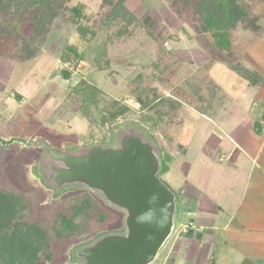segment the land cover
Listing matches in <instances>:
<instances>
[{"label": "rangeland", "instance_id": "obj_1", "mask_svg": "<svg viewBox=\"0 0 264 264\" xmlns=\"http://www.w3.org/2000/svg\"><path fill=\"white\" fill-rule=\"evenodd\" d=\"M108 1L106 5L103 0H72L70 4L84 3L89 23L98 29L104 27L103 15L114 3ZM195 2L126 0L138 18L135 25L129 24L128 31L132 32L125 35L126 41L115 37L118 26L100 32L94 40L96 44L105 42L108 48L97 62L96 44L91 46L81 39L77 25L62 17L54 20L45 42L31 57L15 45L16 40L0 39V139L17 137L23 130H38L44 131L41 135L54 146L55 139L60 140L59 144L73 140L72 147H78L66 149L73 151L91 143H104L118 129L135 127L156 140L164 170L160 177L176 192L180 210L176 229L151 264H172L180 252L195 264H231L234 251L223 257L228 249H220L218 231L198 230L196 212L183 211L189 203L182 190L195 194L196 189L201 192L207 188L215 194L229 191L224 176L214 177L210 168L209 158L218 159L216 144L224 139L219 129L229 132L245 127L249 117H255V108L262 100L259 97L264 93V0L242 1L248 7L247 23L240 21L232 28L227 49H212V44L200 40L206 36L209 41L211 37L197 15ZM250 24L257 29H247ZM71 43L79 45V51L84 50L85 61L70 79H65L61 70L74 66L72 59H65ZM155 64L165 65L167 77H154ZM101 66L107 68L99 70ZM172 66L177 69L170 70ZM138 75L143 76V81L137 82L144 84L149 103L146 100L142 104L134 90ZM15 94H20L22 100ZM48 135L56 137L50 139ZM17 142L5 144L0 140V190L22 196L26 222L47 232L54 253L48 264H78L72 256L75 248L101 234L122 230L123 214L108 207L95 193L77 186L68 188V192H52L51 183L41 177V169L28 171L29 161L27 156H19ZM203 163L209 169L201 172L199 166ZM88 192L108 209L109 219L88 222V228L85 223L86 231L79 237L54 239L48 226L59 205ZM191 217L197 229L189 239L190 234L182 231ZM202 232L217 241L200 237ZM42 257H35L39 264H43Z\"/></svg>", "mask_w": 264, "mask_h": 264}, {"label": "trees", "instance_id": "obj_2", "mask_svg": "<svg viewBox=\"0 0 264 264\" xmlns=\"http://www.w3.org/2000/svg\"><path fill=\"white\" fill-rule=\"evenodd\" d=\"M72 0H0V39L5 41L16 40L15 45H20L24 50L25 56H33L37 53L47 35L50 33L54 20L62 17L65 21H71L77 25V32L81 39L88 44H96L95 38L106 28L117 27L116 36L118 41L128 40L125 35L129 24L137 21V16L125 4L126 0H114L109 11H105L102 22L104 27L94 29L90 24V16L87 15L86 6L82 2L71 5ZM190 0H187V2ZM243 1V0H242ZM241 0H197L195 10L201 16L203 25L209 32L207 37H200V40L209 45L212 49L229 48L231 45V31L238 22L247 23V4ZM108 0H103V4H108ZM107 8L106 6L104 7ZM103 8V9H104ZM102 15V13H101ZM102 17V16H101ZM135 25V24H134ZM246 26V25H245ZM247 29H257L254 24L246 26ZM108 31V30H107ZM121 38V39H120ZM206 41V42H205ZM87 44V45H88ZM92 46V45H91ZM94 47V46H93ZM108 46L105 42L97 43L95 60L102 57L104 50ZM68 52L65 59L70 58L74 61V66L61 70V76L70 79L74 70L85 61V52L79 51L80 46L71 43L67 46ZM177 62V61H176ZM159 62H157L158 64ZM102 64V63H101ZM155 64L154 77L164 76L165 65ZM176 64H184L179 61ZM173 67V66H172ZM107 67L101 66L99 70ZM173 67L170 70H176ZM163 70V73L159 71ZM169 72V71H168ZM138 79L143 76L138 75L134 82L138 100L143 104L149 103V98L144 84H139ZM161 80V79H160ZM19 101L22 100L20 94H15ZM176 98V97H175ZM172 100V99H169ZM145 103V104H146ZM179 104V103H177ZM173 106V105H172ZM174 107V106H173ZM169 169H165L168 171ZM164 171V170H163ZM171 187V186H170ZM23 197L10 191L0 190V264H39L35 257H42V263L48 264L54 255L51 240L43 227L37 224H29L25 220V207ZM108 209L90 192L81 193L75 199L65 204L59 205L48 226L52 230L54 239L66 240L71 237H79L86 231L85 223L105 222L109 219ZM87 224V228H88ZM193 221H189L187 228L183 231L186 235H191Z\"/></svg>", "mask_w": 264, "mask_h": 264}, {"label": "water", "instance_id": "obj_3", "mask_svg": "<svg viewBox=\"0 0 264 264\" xmlns=\"http://www.w3.org/2000/svg\"><path fill=\"white\" fill-rule=\"evenodd\" d=\"M22 138L0 139L3 143ZM37 144V143H36ZM51 154L47 179L56 188L82 187L123 214V227L75 248L78 264H151L177 225L176 192L160 177L158 143L135 127L118 129L104 143Z\"/></svg>", "mask_w": 264, "mask_h": 264}, {"label": "crops", "instance_id": "obj_4", "mask_svg": "<svg viewBox=\"0 0 264 264\" xmlns=\"http://www.w3.org/2000/svg\"><path fill=\"white\" fill-rule=\"evenodd\" d=\"M259 99L262 100L255 108L257 113L255 117H249L250 121L245 127L238 126L229 132L219 129L224 139L216 144L218 159L214 156L209 158L214 177L222 174L224 181L229 183V191L215 194L207 188L201 192L196 189L195 194L182 190L189 203L188 206L184 205L183 211L196 212L198 230L218 231V238L222 242L220 249H228L223 257L234 251L231 264H264V93ZM202 149H205L204 146ZM208 169L206 163L199 166L201 172ZM193 218L189 221L195 222ZM197 228L194 223L191 225L193 232L189 239L195 236ZM203 232L199 233L200 237L217 241ZM192 242L195 244L196 240ZM181 253L176 261L172 259V264H195Z\"/></svg>", "mask_w": 264, "mask_h": 264}, {"label": "flooded vegetation", "instance_id": "obj_5", "mask_svg": "<svg viewBox=\"0 0 264 264\" xmlns=\"http://www.w3.org/2000/svg\"><path fill=\"white\" fill-rule=\"evenodd\" d=\"M43 133H45V132L44 131H38V130H35V131L23 130L22 133L16 137V138L24 139L23 141L18 140V142H17L18 150L17 151L19 152V156H22V155L27 156V160L29 161L28 168H27L28 171L34 170L37 172L38 170L41 169V172H43V176L41 175V177H43L44 179H46L48 181V179L46 177L47 173H48L47 163H48V161H50V159L52 157L48 151V148L43 144V142L49 143L47 141V139L43 135H41ZM48 136L50 137V139L53 137H54L53 139H55V137H56L54 135L53 136L48 135ZM55 140L57 141L56 146H54L50 143L48 145L51 146L52 148H54L55 150H58V151H63L64 148H65V150L66 149L71 150V148L74 149V148L78 147L77 144L75 147H72L73 142H71V141H73V140H71V139L70 140L67 139L66 142L65 141L63 142L61 140L62 142L60 144L58 143V142H60L59 139L58 140L55 139ZM51 187H53V186H51ZM53 188H51L50 190L55 193L56 188H54V189ZM66 189H67V191H65V192H68V188H63V190H66ZM72 248H73V246L71 247V249Z\"/></svg>", "mask_w": 264, "mask_h": 264}]
</instances>
